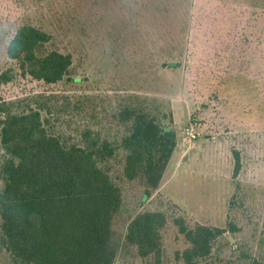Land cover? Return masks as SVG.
Wrapping results in <instances>:
<instances>
[{
	"label": "trees",
	"instance_id": "obj_1",
	"mask_svg": "<svg viewBox=\"0 0 264 264\" xmlns=\"http://www.w3.org/2000/svg\"><path fill=\"white\" fill-rule=\"evenodd\" d=\"M72 1L0 0V264H165L169 244L181 238L174 262L200 264L220 240L231 243L227 231H242L233 208L243 191L238 185L231 196L227 227L193 221L162 193L179 144L168 98L122 83L101 93L28 85L6 96L22 81L77 84L74 51L55 42L64 25L84 27L93 11H78ZM162 1L154 7L167 19L158 38L165 67L211 118L209 130H264V0ZM86 3L98 6L100 34L121 35L110 43L118 44L109 52L114 66L126 64L131 82L153 76L157 69L144 53L136 60L123 51L127 42L142 47L140 4ZM177 9L181 23L173 35ZM200 110L189 122L199 124ZM233 155L236 179L242 159L240 151ZM260 218L247 248L238 245L250 264H264V207Z\"/></svg>",
	"mask_w": 264,
	"mask_h": 264
},
{
	"label": "rangeland",
	"instance_id": "obj_2",
	"mask_svg": "<svg viewBox=\"0 0 264 264\" xmlns=\"http://www.w3.org/2000/svg\"><path fill=\"white\" fill-rule=\"evenodd\" d=\"M147 1L128 0L135 6L140 4L139 16L143 25L140 35L143 44L142 47H136L127 42L128 47L123 51L136 60L144 53L145 60L147 58L149 61L152 60L151 66L148 65L157 69L153 76L150 74L149 77L143 78L140 84L131 82L130 75L132 74L126 64L116 68L109 52L113 48H118V44L116 42L114 46H111L110 43L121 35L117 34L115 29H113V34H100L96 28L98 6L96 4L87 6L86 0H74L72 2L77 5L78 11L83 8L88 11L91 8L93 14L91 12L84 15L85 19L89 21L83 23L84 27L83 25L81 27L80 22L64 25L65 33L60 34V39L55 42V46L63 50L74 51L75 65L72 72L73 76L77 77V84L70 82L47 86L42 83L22 81L20 84H10L6 96L16 97L27 91L28 85H35L38 91L44 89L47 91L80 90L101 93L117 88L118 84L122 83L129 88L141 86L143 89H147L152 87L159 95L168 98L174 109L175 130L179 144L170 165L169 177L161 187V191L182 206L193 221L227 227V221L232 212L229 201L239 185L242 188L243 197L233 210L234 220L242 231L237 235L227 231L224 235L230 238L231 243L227 244L224 239L220 240L215 245L213 253L202 260L200 264H250V260L241 257L242 249L238 245L247 248L246 242L250 241L252 233L257 228L264 207V193L262 194L264 188V130H236L232 132L209 130L212 127L211 118H207L206 112L199 109V103L196 104L187 97L183 86L177 87L180 76L165 67V61L168 58L165 54V47L161 45L158 38L166 31L164 22L167 19L163 17L164 13L158 12L154 7V4H158L162 0H153L152 4ZM201 1L198 0L197 3ZM162 3L163 1L159 4ZM165 6L166 10L170 7L169 5ZM175 10L176 8H174V12ZM155 13L158 15L156 16ZM180 13V10L177 9V15H174L173 35H178V27L181 23ZM136 51L139 54H136ZM176 58L181 61L177 54ZM195 109L201 111L196 114L198 125L189 122L190 115L194 113ZM210 109L208 114L210 112L214 114L213 104ZM189 125L194 126L200 133L191 148L182 142L181 137L182 129ZM234 150L240 151L242 159V168L236 179L233 177ZM183 245L182 238L176 243L169 244L165 264H176L172 251ZM4 260L5 256L0 251V263H3ZM116 264H149V262L141 259L132 261L124 259Z\"/></svg>",
	"mask_w": 264,
	"mask_h": 264
},
{
	"label": "built area",
	"instance_id": "obj_3",
	"mask_svg": "<svg viewBox=\"0 0 264 264\" xmlns=\"http://www.w3.org/2000/svg\"><path fill=\"white\" fill-rule=\"evenodd\" d=\"M200 133L195 129L194 126L189 125L182 129L181 137L182 142L188 145L189 148L194 146L195 141L198 139Z\"/></svg>",
	"mask_w": 264,
	"mask_h": 264
}]
</instances>
